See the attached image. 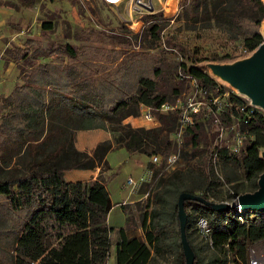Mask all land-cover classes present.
Masks as SVG:
<instances>
[{"label":"trees","instance_id":"trees-1","mask_svg":"<svg viewBox=\"0 0 264 264\" xmlns=\"http://www.w3.org/2000/svg\"><path fill=\"white\" fill-rule=\"evenodd\" d=\"M20 1L33 5L36 0ZM180 6L178 20L186 28L214 22L239 38L234 57L251 53L263 41V0H181ZM141 20L143 27L136 33L125 26L104 30L79 25L74 31L78 44L45 46L33 37L24 46L6 49L20 72V82L0 98V188L8 187L5 201L0 202V264H149L153 254L171 251L164 243L167 223L175 229L176 264H185L178 198L191 193L210 201L225 182H231L229 176L222 181L215 175V155L218 165L222 162L224 167L240 170L247 192L258 189L264 171L260 155L264 111L199 65L210 58L190 48L178 34L166 33L163 12L143 15ZM12 25L21 28L18 23ZM52 27L51 21L44 22L43 33ZM173 54L177 60L170 62ZM41 57L51 60L42 62ZM180 73L214 95L228 92L222 99L232 106L223 105L218 116L215 105L212 111L196 115L179 146L175 138L179 113L159 108L191 88L189 79ZM141 106L152 109L157 126L135 128L125 123L141 115ZM236 123L245 139L240 153L231 155L218 136L220 130ZM95 130L111 133V140L99 143L91 154L79 151L75 133ZM116 149L148 157H167L178 150L180 159L205 156L199 166L202 185L181 171L168 175L165 163L158 167L149 163L153 176L141 191L149 193L144 208L152 209L142 219L143 236L138 229L134 232L137 227L131 217L116 227L110 223L114 204L101 178L109 167L108 154ZM97 167L103 168L100 176L90 182L62 179L64 172ZM228 198H232L230 193ZM185 210L195 264H249V248L264 240V211L240 215L236 208L217 211L194 201H186ZM200 218L208 220L210 237L200 233ZM197 231L210 251L206 257L193 241ZM112 247L114 261L110 263Z\"/></svg>","mask_w":264,"mask_h":264},{"label":"rangeland","instance_id":"rangeland-1","mask_svg":"<svg viewBox=\"0 0 264 264\" xmlns=\"http://www.w3.org/2000/svg\"><path fill=\"white\" fill-rule=\"evenodd\" d=\"M137 1L36 0L33 5H23L20 0H0V92H5L0 96H5L20 82V72L11 56L6 52L7 48L24 46L26 41L33 37L41 39L45 46L59 42H74L78 44L79 41L76 40L74 31L79 25L92 26L104 30L121 29L122 26H125L127 30L136 33L143 27L141 17L157 12H163L164 17L167 19V21L163 22L166 24L164 30L166 33L170 31L178 34L180 39L190 48H196L200 54L210 58L208 61L199 63V65L206 68L211 74L210 68L206 65L207 62L231 63L250 55V53H247L234 57V47H236L240 39L227 34L214 22H202L191 27V29L186 28L182 21L178 20V13L181 11V0H140L144 5L139 4ZM12 5H17V7ZM150 6L154 7L152 12L149 10ZM77 8L80 13L76 12ZM49 21L52 22L53 27L45 35L42 26L44 22ZM17 23L21 25L20 29L12 25ZM41 60L42 62H47L51 60V57H41ZM169 60L174 62L173 60H177V57L173 54L169 56ZM11 62H13V67L10 66ZM218 80L220 79L218 78ZM224 83L227 84L226 82ZM4 113L5 110L2 111V114ZM205 115L203 114L202 117ZM132 123L135 126L153 127V124L147 122L142 115L134 117ZM219 135H222L223 143L228 146L231 138L230 134L226 135L224 132L221 134L220 131ZM111 138L112 135L108 132H76L74 144L79 151L91 154L99 143L111 140ZM204 157L201 155L194 158L191 156L187 159L181 157L174 167L169 168L167 174L171 175L175 171H181L185 177L189 176L195 183H201L199 185H202L201 179L203 175L199 166L204 163ZM107 159L111 168L106 166L101 178L106 182L112 201L120 204L121 208L123 206L126 207V210L123 211V216L119 214L118 224H126L127 218L131 217L130 222H134L137 227H134V232H137L138 229L140 231L138 233L143 236L140 225L144 215L149 214L152 208L148 210L140 202H138L140 204H128L132 199L131 188L127 185V181L130 178L139 180L145 177L146 171L149 170L150 157L130 154L125 149H116L108 154ZM102 169L97 167L94 170L68 171L64 172L62 179L66 182H90L100 176ZM214 172L222 181L226 176H229L231 182H225L219 188V194L216 199L210 200L211 202L221 203L220 200H225L231 192L248 193L247 183L242 179L240 170L237 167H224L221 162L218 166H214ZM236 186L235 190L234 187ZM7 192V185L0 188L1 203L5 201ZM124 201L127 204H122ZM110 223L114 226L118 225H116L113 213ZM165 233L164 243L171 251L162 255L153 254L149 264H176L177 255L174 249L175 229L167 223ZM193 241L202 249L203 257L210 254V251L205 247L204 239L198 231L194 234ZM255 248L261 250L260 244H257ZM114 251V247H112L110 263L114 261Z\"/></svg>","mask_w":264,"mask_h":264},{"label":"built area","instance_id":"built-area-1","mask_svg":"<svg viewBox=\"0 0 264 264\" xmlns=\"http://www.w3.org/2000/svg\"><path fill=\"white\" fill-rule=\"evenodd\" d=\"M181 77L189 79L190 89L187 92H184L183 95L177 98L173 103H165L163 104L159 110L161 112H175L179 113V123L180 130L176 135V142L180 146L182 144V134L189 127L193 126L195 123V117L198 114L203 113L204 111H212L211 105L216 106L215 116H218L222 111L223 105L232 106V102L228 100H224L222 98H226L228 96V92L224 93L223 96L214 95L211 91L202 88L196 79L180 73ZM235 93L239 94L237 91L232 89ZM240 95V94H239ZM223 102V103H222ZM251 104V103H250ZM253 106V105H252ZM141 115L146 119L147 122H151L153 127L158 125V119L153 114V111L150 107L141 106ZM218 119V118H216ZM238 124L232 125L225 129L220 130L221 134L224 132L226 135L231 136L229 145L227 146L231 155L239 154L243 144H244V136L237 129ZM221 136V137H220ZM219 141L223 143L222 135H219ZM180 160V150L174 151L169 154L167 157H163L160 154L152 155L150 157V163L155 167L161 166L165 163L167 169L174 167L178 161ZM218 158L215 155L212 163L214 166H218ZM150 170V169H149ZM147 170L145 177L140 178L139 180H135L134 178H130L127 181V185L131 188V196H139V201L141 204L147 203L149 199V193H142V187L146 183H150L151 178L153 176L152 170ZM126 185V186H127ZM232 198L224 201L223 203H228L231 208H236L237 214H243L238 206V196L235 192H231ZM241 219V217H239ZM198 228L200 233L206 237H210V228L208 224V220L205 218H200L198 221ZM261 246V250L256 249L255 246L249 248L248 251V260L249 264H264V240L259 242ZM212 245V243H210Z\"/></svg>","mask_w":264,"mask_h":264},{"label":"water","instance_id":"water-1","mask_svg":"<svg viewBox=\"0 0 264 264\" xmlns=\"http://www.w3.org/2000/svg\"><path fill=\"white\" fill-rule=\"evenodd\" d=\"M137 2L144 5L140 0ZM149 10L152 12L154 7L150 6ZM261 33L263 41L249 56L231 63L210 61L207 62L206 65L210 68L215 78L217 77V79H220L219 81L226 82L227 86L235 89L240 95L246 97L251 105L264 111V20L261 26ZM260 155L264 160V149L261 151ZM186 201L198 202L217 211H228L231 209V206L228 203H213L201 196L191 193L180 194L178 198V220L185 264H195L196 255L186 234L188 220L185 210ZM237 201L241 211H264V171L259 177L258 189L255 192L240 194Z\"/></svg>","mask_w":264,"mask_h":264},{"label":"crops","instance_id":"crops-1","mask_svg":"<svg viewBox=\"0 0 264 264\" xmlns=\"http://www.w3.org/2000/svg\"><path fill=\"white\" fill-rule=\"evenodd\" d=\"M11 48H13V47H11ZM1 61V60H0ZM13 65V62H11V67H13L12 66ZM8 70V69H7ZM5 92L4 91H2V92H0V95H2V94H4ZM0 98H1V96H0ZM132 119H134V117H129V118H127L126 119V123H128V124H131L133 127H135V128H139V127H144V128H151V127H146V126H144V125H142V126H135L133 123H132ZM86 132H105V131H101V130H95V131H86ZM136 155V154H135ZM107 162H108V159H107ZM110 167V166H109ZM111 168V167H110ZM112 199V198H111ZM131 202L130 203H128V204H137L138 203V201H139V196H131ZM120 203H122V202H120ZM127 204L126 203V201H124L122 204ZM113 204H114V207H113V214H114V218H115V221H116V225L118 224V221H117V219H119V217L120 216H123L122 214H123V209L120 207V204H118L117 202H114L113 201ZM139 204V203H138ZM112 212H111V214H112ZM119 214H120V216H119ZM124 225H125V223H124ZM123 224H118L116 227H122V226H124Z\"/></svg>","mask_w":264,"mask_h":264},{"label":"bare ground","instance_id":"bare-ground-1","mask_svg":"<svg viewBox=\"0 0 264 264\" xmlns=\"http://www.w3.org/2000/svg\"><path fill=\"white\" fill-rule=\"evenodd\" d=\"M110 1H118V0H110Z\"/></svg>","mask_w":264,"mask_h":264}]
</instances>
